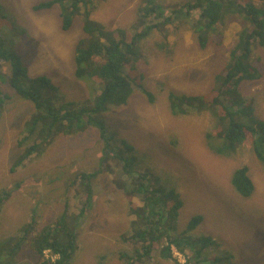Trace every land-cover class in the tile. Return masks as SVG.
Instances as JSON below:
<instances>
[{
	"label": "rangeland",
	"instance_id": "obj_1",
	"mask_svg": "<svg viewBox=\"0 0 264 264\" xmlns=\"http://www.w3.org/2000/svg\"><path fill=\"white\" fill-rule=\"evenodd\" d=\"M40 1L45 0H0V36L4 46L15 52L30 75L48 76L67 97L83 90L80 98L87 100L84 82L71 74L74 49L83 34L82 21L75 18L71 29L63 32L59 27V6L34 11L32 5ZM138 2L98 0L92 18L110 29H129L136 18ZM158 2L179 7L184 0ZM189 19L190 15L168 23L141 42L138 66L154 100L150 102L136 91L128 104L109 109L102 117L134 147L131 153L138 158L135 172L147 173L156 180V186L178 194L181 207L175 222L177 230L185 228L193 215H199L201 221L190 232L193 238L211 236L217 241L212 247L214 252L231 253L236 264H264L263 164L253 156L249 142L242 143L230 157L214 154L204 137L211 125L208 112L173 115L166 97L169 90L202 95L211 87L213 75L227 60L241 21L228 18L221 30V45L209 42L200 48ZM0 72H5L4 77L9 74L5 63L0 62ZM0 88L9 94L0 116V193L4 189L10 191L0 208V240L14 235L17 241L18 228L32 214L36 219L34 234L61 216L60 235L66 229L75 231L77 236L71 264H125L118 259L119 250L130 246L121 242L120 235L135 227L131 214L138 213L129 200L134 202L138 197L127 191L122 179L114 182L113 172L101 173L91 186L93 202L79 218L84 189L76 184L70 191L68 187L73 179L79 181L84 172L99 168L104 145L99 130L85 126L76 133L56 134L36 143L34 152L28 154L23 137L28 133L25 122L34 112L33 103L1 79ZM241 89L255 99L256 115L264 120V78L245 81ZM169 137L181 147L172 148ZM241 165L248 167L254 184L250 198L241 197L230 183L232 171ZM28 239L21 244L12 264L33 263L32 242L30 238L26 244ZM45 254L49 256L48 251ZM173 259L182 264L174 255ZM128 260L131 264H175L172 259H162L158 252Z\"/></svg>",
	"mask_w": 264,
	"mask_h": 264
},
{
	"label": "trees",
	"instance_id": "obj_2",
	"mask_svg": "<svg viewBox=\"0 0 264 264\" xmlns=\"http://www.w3.org/2000/svg\"><path fill=\"white\" fill-rule=\"evenodd\" d=\"M97 2L45 0L32 5L34 11L59 6V27L63 32L71 29L75 18L81 19L83 34L74 49L71 74L84 82L87 100L80 98L83 90L67 97L48 76L30 75L15 52L5 48L0 36V62L5 63L9 72L5 77V72H0V79L16 94L30 100L35 108L25 122L28 133L23 139L28 144L27 153L34 152L36 143H43L56 134L76 133L85 126L97 128L104 143L99 168L84 172L79 181L73 179L68 187L70 191L76 184L84 189L77 212L79 218L93 202L91 186L101 173L112 175L113 172L112 180L122 179L127 191L138 197L134 202L129 200L138 214H131L133 223L136 222L134 229L120 235V240L130 246L128 250H119L120 261L131 264L128 260L131 256H154L158 252L162 259H172L178 264L172 256L171 246H174L186 256L185 264H236L231 253L218 255L214 252L212 247L217 241L211 236L193 238L190 235L201 221L199 215H193L185 228L177 230L175 222L181 207L178 194L173 189L156 186V180L150 179L147 173L135 172L133 167L138 158L136 153H131L134 147L120 137V130L108 126L102 114L109 109H121L136 91L144 94L148 101L154 100L144 86V73L138 60L142 54L141 42L156 29L161 30L164 25L190 15L191 30L200 48H205L209 42L221 45V30L227 19L239 18L241 27L229 47L227 60L213 75L211 87L202 95L169 90L166 97L173 115L208 112L211 125L204 137L214 154L230 157L242 143L249 142L253 156L264 166V120L256 115L255 99L246 96L241 89L245 81L257 82L264 78V0H184L179 7L161 4L158 0H139L136 18L129 29H110L94 20L92 11ZM8 97L9 94L0 88V116L2 103ZM169 139L172 148L181 147ZM230 183L243 198H250L254 191L246 165L232 171ZM128 185H131L129 189ZM9 192L1 191L0 208ZM35 225L32 214L30 220L18 228L17 241L14 235L0 240V264H12L26 238H31L32 242L31 264H71L78 244L76 232L65 229L60 235L61 216L34 234ZM29 239L26 244L30 243Z\"/></svg>",
	"mask_w": 264,
	"mask_h": 264
},
{
	"label": "built area",
	"instance_id": "obj_3",
	"mask_svg": "<svg viewBox=\"0 0 264 264\" xmlns=\"http://www.w3.org/2000/svg\"><path fill=\"white\" fill-rule=\"evenodd\" d=\"M171 250H172V256L174 255V257L177 258V261L181 262L182 264H185L186 262L185 255L174 246H171Z\"/></svg>",
	"mask_w": 264,
	"mask_h": 264
},
{
	"label": "bare ground",
	"instance_id": "obj_4",
	"mask_svg": "<svg viewBox=\"0 0 264 264\" xmlns=\"http://www.w3.org/2000/svg\"><path fill=\"white\" fill-rule=\"evenodd\" d=\"M136 239V238H135ZM122 242V241H121ZM124 243V242H123ZM129 245V244H128ZM135 246V245H134ZM131 251H133V250H131Z\"/></svg>",
	"mask_w": 264,
	"mask_h": 264
}]
</instances>
